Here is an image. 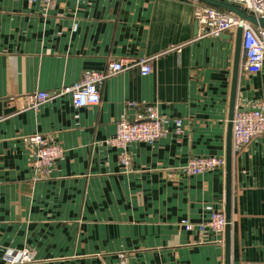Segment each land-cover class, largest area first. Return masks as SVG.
Instances as JSON below:
<instances>
[{
    "label": "crops",
    "instance_id": "obj_1",
    "mask_svg": "<svg viewBox=\"0 0 264 264\" xmlns=\"http://www.w3.org/2000/svg\"><path fill=\"white\" fill-rule=\"evenodd\" d=\"M199 5L206 4L0 0V264L24 249L34 254L29 264H121V254L129 264H225V235L221 243L196 224L225 212L226 167L188 175L184 166L193 157H226L237 30L204 33ZM142 58L152 72L133 66L112 75L95 105L75 108L63 94L19 110L25 96ZM243 63L242 51L236 108L264 107V70L251 73ZM147 105L165 136L125 151L107 143L118 121H133ZM34 134L64 148L38 181L25 139ZM231 264H264V135L233 155Z\"/></svg>",
    "mask_w": 264,
    "mask_h": 264
},
{
    "label": "built area",
    "instance_id": "obj_2",
    "mask_svg": "<svg viewBox=\"0 0 264 264\" xmlns=\"http://www.w3.org/2000/svg\"><path fill=\"white\" fill-rule=\"evenodd\" d=\"M241 5L246 10L258 16H264V0H231ZM56 0H41L46 7L55 5ZM196 17L201 30L204 33L219 36L227 31H236L239 26L243 27L242 51L244 54V70L251 73H259L264 70V29L255 26L247 20H242L235 13L208 5H199L196 9ZM138 66L142 75L152 72L151 59L142 58L133 62L123 60L109 62L102 71H87L81 79L67 87L55 91H39L35 94L20 99L19 110L38 109L45 101H52L63 94H69L75 108L95 105L101 101V86L112 75ZM176 132H182V121L176 120ZM116 134L107 143L122 150H126L133 142H146L153 144L167 134L163 119L153 105L145 106L133 121L122 119L117 122ZM264 135V107L236 111L233 118L232 128V153L237 154L249 146L256 138ZM26 141L32 147L33 167L35 170L34 181L47 177L54 164L63 157L64 148L41 134L27 136ZM124 168L129 166V158L126 153L121 156ZM226 167L225 156H202L191 158L184 170L188 175L201 174L218 168ZM187 230L193 229L194 225L188 220L183 221ZM227 225L226 214L222 210L214 211L210 219L196 224L201 231H211L221 243ZM121 264H129L126 254H121ZM35 261L32 251L24 249L16 252H7L4 256V264H29Z\"/></svg>",
    "mask_w": 264,
    "mask_h": 264
},
{
    "label": "water",
    "instance_id": "obj_3",
    "mask_svg": "<svg viewBox=\"0 0 264 264\" xmlns=\"http://www.w3.org/2000/svg\"><path fill=\"white\" fill-rule=\"evenodd\" d=\"M205 3L206 5L213 6L216 8H221L224 10L231 11L238 15L242 20H247L254 24L255 26L264 29V16H258L253 12L246 10L239 4L223 0H198ZM242 34L243 27L239 26L237 28V46L236 55L234 62V74L233 83L231 91V102L228 117V133H227V154H226V171H227V197H226V219L227 225L225 230V247H226V260L225 264H231V200H232V128H233V118L236 111L248 110V109H238L236 108V95H237V85H238V74L240 57L242 52Z\"/></svg>",
    "mask_w": 264,
    "mask_h": 264
}]
</instances>
